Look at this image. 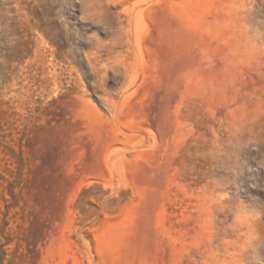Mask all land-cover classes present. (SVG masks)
<instances>
[{"label": "rangeland", "instance_id": "rangeland-1", "mask_svg": "<svg viewBox=\"0 0 264 264\" xmlns=\"http://www.w3.org/2000/svg\"><path fill=\"white\" fill-rule=\"evenodd\" d=\"M106 3L118 76L74 0H0L19 29L0 27V264H206L210 174L264 214L256 153L211 160L264 126V0Z\"/></svg>", "mask_w": 264, "mask_h": 264}, {"label": "clouds", "instance_id": "clouds-1", "mask_svg": "<svg viewBox=\"0 0 264 264\" xmlns=\"http://www.w3.org/2000/svg\"><path fill=\"white\" fill-rule=\"evenodd\" d=\"M74 2L79 5L80 18L83 22L108 35V39H101L97 32H92L87 37V41L92 45V50L88 54H96L106 64L111 65L105 69L106 75L111 71L118 76L120 66L112 63V60L123 42V28L120 21L113 14L106 0H74ZM0 27L5 29L9 44L19 39L18 24L9 11L0 12ZM248 30L249 34H252L249 25ZM255 36L257 38L253 43L257 45L259 36L257 34ZM228 144L231 151H226L220 144L214 149L211 160L217 161L223 157L228 162H236L239 152L249 149L256 153L254 158L256 170L264 171V126H244L229 136ZM224 194L226 195L221 199ZM202 198L205 219L212 229V239L209 241L211 247L204 254L206 264H259V251L264 249V219L261 218L264 214L251 210L242 203L234 205L225 203L228 193L224 190V182L211 174ZM226 210L231 213L232 219L222 233L217 228L216 213H223ZM245 215L253 218L251 223L245 220ZM225 240L228 243H224Z\"/></svg>", "mask_w": 264, "mask_h": 264}]
</instances>
